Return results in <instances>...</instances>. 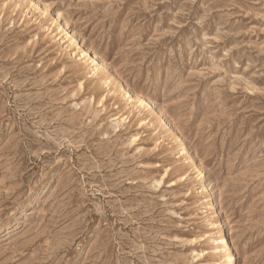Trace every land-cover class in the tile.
Segmentation results:
<instances>
[{"label": "rangeland", "instance_id": "rangeland-1", "mask_svg": "<svg viewBox=\"0 0 264 264\" xmlns=\"http://www.w3.org/2000/svg\"><path fill=\"white\" fill-rule=\"evenodd\" d=\"M222 232L264 264V0H0V264H226Z\"/></svg>", "mask_w": 264, "mask_h": 264}, {"label": "bare ground", "instance_id": "bare-ground-1", "mask_svg": "<svg viewBox=\"0 0 264 264\" xmlns=\"http://www.w3.org/2000/svg\"><path fill=\"white\" fill-rule=\"evenodd\" d=\"M201 192H202L203 202L205 204H208V206L211 209V213L213 216L212 229H218V228L222 229V224L220 222V215L216 205L213 202L212 189L210 188L209 185H204L201 189ZM218 243L221 245L222 252H224L228 256V262L226 264H236L234 255L232 254V246L229 243V238L223 232H222V237L220 238V241Z\"/></svg>", "mask_w": 264, "mask_h": 264}]
</instances>
